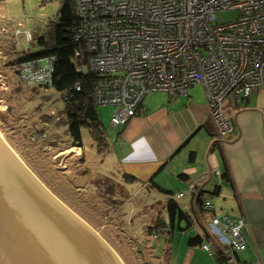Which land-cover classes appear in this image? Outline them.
I'll list each match as a JSON object with an SVG mask.
<instances>
[{
  "label": "built area",
  "instance_id": "1",
  "mask_svg": "<svg viewBox=\"0 0 264 264\" xmlns=\"http://www.w3.org/2000/svg\"><path fill=\"white\" fill-rule=\"evenodd\" d=\"M71 1L79 20L73 64L76 72L96 76L94 101L115 108L113 128L144 115L143 100L150 93L175 99L200 86L215 138L224 140L233 132L224 101L243 108L250 93L264 87V0ZM224 11H236V19L219 23L216 15ZM13 34L16 53H30L33 33L19 23ZM17 71L22 83L46 91L52 87L54 58L28 59ZM186 194L198 191L173 197L180 200ZM203 209L210 215L208 234L223 250L218 264H236L237 253L247 247L244 220L217 215L211 200ZM201 246L218 257L211 244L203 241Z\"/></svg>",
  "mask_w": 264,
  "mask_h": 264
},
{
  "label": "rangeland",
  "instance_id": "2",
  "mask_svg": "<svg viewBox=\"0 0 264 264\" xmlns=\"http://www.w3.org/2000/svg\"><path fill=\"white\" fill-rule=\"evenodd\" d=\"M61 4V0H0V137L43 187L97 232L124 264H218L202 246L188 245L189 238L203 234L201 228L187 230L185 222L176 221L168 233L166 195L136 190L123 182L122 148L119 139L116 143L123 126H110L113 106L96 107L108 148L99 149L85 129L79 148L72 144L66 128L58 126L63 109L60 95L51 88L45 91L20 81L17 68L11 65L17 55L14 28L20 23L37 38L45 24L55 19ZM236 17V11L216 15L219 23ZM163 96L161 92L147 95L156 103ZM227 106L224 101L225 117L229 115ZM70 148L75 149L61 155ZM158 220L163 221L162 232L152 237L149 228ZM202 221L208 223L203 216Z\"/></svg>",
  "mask_w": 264,
  "mask_h": 264
},
{
  "label": "crops",
  "instance_id": "3",
  "mask_svg": "<svg viewBox=\"0 0 264 264\" xmlns=\"http://www.w3.org/2000/svg\"><path fill=\"white\" fill-rule=\"evenodd\" d=\"M163 94L157 103L146 95L144 115L132 118L117 136L122 177L136 178L131 184L136 190L155 192L146 183L153 176L156 185L173 194L217 191L211 199L216 214L246 224L247 247L236 264H264V87L253 90L243 108L225 107L233 132L217 140L211 151L216 138L202 128L213 124L201 87L193 86L175 99ZM225 170L229 181L221 177ZM180 200L182 209L190 211L191 197ZM205 218L208 221L210 215Z\"/></svg>",
  "mask_w": 264,
  "mask_h": 264
},
{
  "label": "water",
  "instance_id": "4",
  "mask_svg": "<svg viewBox=\"0 0 264 264\" xmlns=\"http://www.w3.org/2000/svg\"><path fill=\"white\" fill-rule=\"evenodd\" d=\"M0 264H124L0 137Z\"/></svg>",
  "mask_w": 264,
  "mask_h": 264
},
{
  "label": "trees",
  "instance_id": "5",
  "mask_svg": "<svg viewBox=\"0 0 264 264\" xmlns=\"http://www.w3.org/2000/svg\"><path fill=\"white\" fill-rule=\"evenodd\" d=\"M62 4L57 12L54 20L48 21L45 24L42 33L35 37L33 49L27 55L17 53L11 61V65L15 68L28 60L35 58L52 57L54 58V72L52 78V87L57 92L62 101L63 109L60 112L62 116L60 127L66 128L67 136L72 140V144L81 148V131L87 130L92 139L96 142L101 150L108 148L106 133L102 123L98 117L96 107L98 106L93 97V86L96 81V76L89 73H78L73 64V51L75 48V35L79 28V20L75 14L74 6L71 0H61ZM18 75V71H17ZM75 86L78 87L76 90ZM210 137L215 138L214 128L203 126ZM218 144L217 139L210 145V151ZM192 155V153H191ZM82 162L84 160L82 159ZM222 179L228 180V173L221 175ZM125 184H132L137 179L130 175H123ZM146 183L157 192L166 195L165 210L170 223L169 234L174 230L175 222L180 224L182 221L187 224L186 229L196 232V228H201L203 234H196L188 239V245L191 247L201 246L203 241L211 244L217 250L218 263L224 260L223 250L220 245L208 234L207 224L202 221V216L206 217L209 213L203 209L204 203L212 199L217 191L212 194H204L199 191L197 195L191 197L190 211H184L180 206L179 201L175 200L173 193L161 189L154 183L153 176ZM209 221V220H208ZM207 221V222H208ZM157 225L149 228V233L159 230L158 235L162 232L159 226L163 225V221L158 220ZM194 228V229H193ZM182 236H185V230L181 229Z\"/></svg>",
  "mask_w": 264,
  "mask_h": 264
},
{
  "label": "bare ground",
  "instance_id": "6",
  "mask_svg": "<svg viewBox=\"0 0 264 264\" xmlns=\"http://www.w3.org/2000/svg\"><path fill=\"white\" fill-rule=\"evenodd\" d=\"M74 149L75 148H70L68 150H65L63 153H61V155L71 153V152H73Z\"/></svg>",
  "mask_w": 264,
  "mask_h": 264
}]
</instances>
